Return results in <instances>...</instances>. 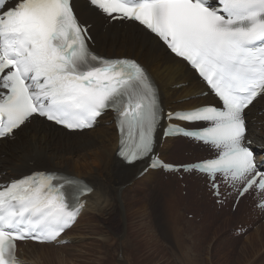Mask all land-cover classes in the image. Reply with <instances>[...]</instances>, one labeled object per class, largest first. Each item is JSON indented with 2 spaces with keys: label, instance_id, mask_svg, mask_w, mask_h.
<instances>
[{
  "label": "snow or ice",
  "instance_id": "6c2138e0",
  "mask_svg": "<svg viewBox=\"0 0 264 264\" xmlns=\"http://www.w3.org/2000/svg\"><path fill=\"white\" fill-rule=\"evenodd\" d=\"M87 6L89 15L126 25L182 61L202 84L198 95L166 109L144 65L92 51L89 19L74 0H0V138L38 119L92 128L112 112L124 161L151 160L161 135L180 134L207 148V158L182 167L198 171L214 195L221 184L237 202L252 189L264 193V155L254 150L247 121L250 106L264 99V0H87ZM91 191L51 172L0 180V264H18V243L55 242Z\"/></svg>",
  "mask_w": 264,
  "mask_h": 264
},
{
  "label": "bare ground",
  "instance_id": "6f19581e",
  "mask_svg": "<svg viewBox=\"0 0 264 264\" xmlns=\"http://www.w3.org/2000/svg\"><path fill=\"white\" fill-rule=\"evenodd\" d=\"M75 4L79 14L82 17L88 18L89 22L93 23L91 31L96 42L95 48L101 53L115 56L134 55L139 58L148 67L156 80L165 107L177 108L180 106L177 104V101L181 98L190 94H198V89L202 87V84L182 61L170 55L165 49L158 48L154 43H150L141 34L126 25L113 26L111 23H106L102 16L89 15L87 3L83 0H76ZM209 97L211 95L207 97V100L211 101ZM200 102V100L190 101L193 104ZM257 106L259 108L255 109ZM259 111H262V113H259ZM248 119L249 137L256 143L264 145V99L254 101V105L250 106V110L248 111ZM176 140L179 139L168 138L162 147L158 148L163 156H168L173 148L179 147V144H176ZM117 147L118 134L111 115H106L95 128L76 133H69L64 129L54 127L38 119L19 131L16 139L3 143L0 142V173L3 176L2 180L11 176H20L37 168L60 169L67 173L78 175L85 178L95 187L93 193L87 196V209H96L97 211L94 212L102 215V213L106 214L104 212L109 211L114 213L126 207L132 214V210L137 211V216L141 214L139 212L145 213L149 210L152 217L155 216V221L159 222L160 220L164 236L172 241L171 238L175 237H171L172 224H174L176 216L181 215V212L175 210L177 211L175 213L174 207L170 203L147 205L144 198L142 199L141 194L133 196V193L130 192L132 197L126 195L127 197L124 198L125 195L122 193L123 197L121 198L120 192L123 186L127 185L129 180L132 182L136 178V175L143 169V165L138 162L126 165L116 156ZM148 173L150 176V174H158L159 171L150 169ZM148 178L146 175L142 180L146 181ZM131 190L136 194V189ZM138 191L142 193L140 189ZM155 196L158 197L160 194L156 193ZM126 198H129V200L127 199L126 201ZM124 201L125 203H123ZM145 217L149 218L150 213L146 212ZM139 221L140 219H137L136 223ZM78 223L79 221L67 232L68 236ZM143 224L145 223L139 222L136 224V227L140 226L143 229ZM262 228L264 229V226ZM138 235H141V233H138ZM148 235L150 236V240L152 239L150 242L154 243V236L150 233ZM139 239L140 236L137 241ZM179 241L180 239L177 242L179 243ZM150 242L147 239L142 245L149 247ZM27 246L26 250L29 259L33 260L36 264H38L37 261L42 262L45 256L53 255L49 251L45 252V248L50 249L54 246L53 244L29 242ZM65 246L62 245L60 247ZM164 246L171 257H173L171 247ZM38 248H41V250ZM159 248L162 253L160 258L148 256L141 262L143 264H172V261L166 252L161 249L160 245ZM53 251L58 252L55 249ZM128 257L129 253L125 250V254L119 257L118 264H131L127 261ZM96 261H99L98 264H111L106 261L104 263L103 260L99 259H96ZM49 263L54 264L52 262Z\"/></svg>",
  "mask_w": 264,
  "mask_h": 264
},
{
  "label": "rangeland",
  "instance_id": "374dc122",
  "mask_svg": "<svg viewBox=\"0 0 264 264\" xmlns=\"http://www.w3.org/2000/svg\"><path fill=\"white\" fill-rule=\"evenodd\" d=\"M258 108L257 106L255 109ZM177 143L183 144L184 142L179 140ZM177 148L179 147L173 149L177 151ZM187 154L188 150L183 148L180 153L168 154L167 159L173 162L185 161L188 159L186 157ZM147 176L149 178L146 181L142 180L143 176V178H135L132 182L129 180L130 183L128 182L129 184L127 183L122 188V191L125 192L126 190V194L122 191L120 192L121 198L123 194L125 195L124 198L128 195L132 197V195L141 194L147 205L170 203L174 208L179 205L180 207H178L188 215H184V218L181 215H179L180 217L177 215L176 220L174 219V221H183L186 226L187 235L184 246L182 237H178L174 233L178 231V225L173 222V228L176 230L173 232L175 237L171 236L173 237V239L171 238L172 241L168 240V238L161 235V225L154 220L155 216L152 217L149 210L146 211L150 213L148 218L145 217L146 212H139L141 214L137 216V211L132 210V214L126 207L114 213L104 212L106 214L102 213V215L94 212L97 211L96 209H88L82 214L76 228L70 231L69 236H72V243L65 247L52 246L50 249L45 248V252L49 251L53 255L45 256L46 260L42 259L43 263L37 261L38 264H50L49 262L54 264H98L99 261H96V259L103 260L104 263L106 261L111 264H118L119 257L125 254V250L129 253L128 262L131 264H143L141 261L148 256L161 257L162 253L159 245L166 252L172 264H264V229L262 228L264 223H261L262 225L258 227L255 225L254 227L257 228H253L247 235L237 236L234 229L240 223V217L227 221L219 220L220 215L218 218L213 215L206 216L201 220L196 217L190 218L189 214H199L204 205L208 206V211L211 210L210 199L206 203H202L195 199L193 193L190 196V189L181 186V180L177 181V184L173 181L164 182L158 174H150V176L148 174ZM139 179L140 181H138ZM163 185L168 188H162ZM131 189H136L138 193L136 192L135 194ZM138 189L142 193H139ZM130 192L133 194L131 195ZM156 193L160 194V196L156 197ZM127 199L129 200V198H126V201ZM238 213L242 214V210H238ZM137 219H140L139 222L145 223L143 224V229L140 226L136 227V224L139 223H136ZM145 227L146 229H144ZM138 233H141V235H138ZM149 233L154 236V243L150 242L152 239L150 240ZM139 236L140 239L137 241ZM174 238L177 239L174 240ZM147 239L150 242L149 247L142 245ZM164 245L171 247L173 257H171ZM38 249L41 250V248ZM54 249L58 250V252L53 251Z\"/></svg>",
  "mask_w": 264,
  "mask_h": 264
}]
</instances>
